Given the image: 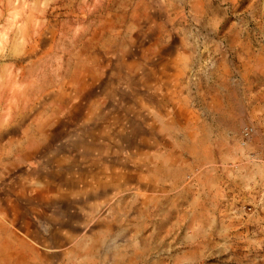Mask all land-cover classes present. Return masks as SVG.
I'll return each mask as SVG.
<instances>
[{"label": "rangeland", "instance_id": "obj_1", "mask_svg": "<svg viewBox=\"0 0 264 264\" xmlns=\"http://www.w3.org/2000/svg\"><path fill=\"white\" fill-rule=\"evenodd\" d=\"M0 264H264V0H0Z\"/></svg>", "mask_w": 264, "mask_h": 264}, {"label": "built area", "instance_id": "obj_2", "mask_svg": "<svg viewBox=\"0 0 264 264\" xmlns=\"http://www.w3.org/2000/svg\"><path fill=\"white\" fill-rule=\"evenodd\" d=\"M246 134H247V131L245 130V131H244V135H246Z\"/></svg>", "mask_w": 264, "mask_h": 264}]
</instances>
